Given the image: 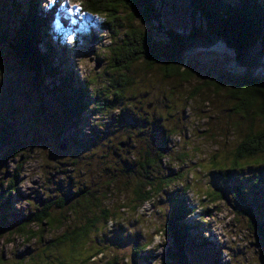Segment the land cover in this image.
I'll return each instance as SVG.
<instances>
[{"label":"rangeland","instance_id":"obj_1","mask_svg":"<svg viewBox=\"0 0 264 264\" xmlns=\"http://www.w3.org/2000/svg\"><path fill=\"white\" fill-rule=\"evenodd\" d=\"M29 1L0 0V30L6 34L7 42L13 41L19 23L17 16H21L19 11L12 10V3L25 10ZM154 1L162 11L166 28L180 31L189 27L187 13L180 6L186 0ZM52 6V0L39 3L40 10H50ZM61 14L62 21L54 17L50 23L52 31L47 40L57 51L52 66L59 69L61 78H68L71 74L72 83L64 93L60 92L64 89L61 78L45 77L41 83L13 56L7 44L0 43V127H4L13 142L12 151L20 153L14 161L0 164V194L10 190V180L19 175L18 185L10 194L12 200L5 214L8 216L6 220L11 222L14 217L59 201L67 200L71 204L77 200H71L74 191L85 193V196L102 197L106 184L114 182L111 189L119 185L122 193L112 195L106 203L119 217L114 220L116 223H109L108 237L100 248L105 254L98 255L91 263L108 264L118 256L121 264H140L139 257L133 255V244H125L123 248L126 242L123 233L131 232L141 234L140 238L147 243L146 255L152 257L149 264H169L165 257L171 247L168 221L176 193L180 192L182 185H189L187 198L196 210L195 218L190 222L199 224L196 239H206L209 243L205 250L200 248L193 254L195 264H264V233L254 230L243 213L241 200L222 175L231 165V154L240 142L238 128H246L244 124L237 126L231 83L219 89L212 82L231 76V69L235 67L233 53L218 46L189 55L197 74L186 84L178 79L164 78L158 66L152 73L145 70L144 64L134 66L129 73H119L109 69V50L113 41L110 33L103 29L105 17L84 15L78 6L63 9ZM60 43H66L65 51L59 47ZM39 49L42 54L48 53L44 44H39ZM64 56L66 65L60 64ZM127 78L133 80L134 89L130 93L123 89L122 96L124 101L129 100L133 115L148 119L151 125L153 118H161L162 124L167 126L173 120L170 115L175 106L176 115L182 117L180 120H186L189 128L183 135L170 139V151L165 152L167 157L163 160L164 171L168 173L172 168L173 172L183 175V180L136 211L124 208L132 197L131 189L126 190L125 185L133 184L135 178L124 171L123 163L130 152H134V165L137 166L139 153L146 149L154 152L159 144L156 134L142 133L144 128H140V133L135 129L121 128L120 113L108 108L107 104L116 93L114 82ZM75 85L89 87L88 93L92 97L87 111L78 117L65 107L73 103L70 90ZM199 86H204V90L196 100L189 102L188 97ZM149 105H152L151 109L146 108ZM121 143H125V148H120ZM62 144L67 146L65 151L59 149ZM33 145L36 148L32 149ZM4 151L8 149L0 145V160H3ZM26 157L29 160L22 165ZM213 158H216V164ZM199 164L201 168L195 169ZM244 167V173L239 176L244 181L243 195L247 207L256 209L258 223L263 224L264 196L256 197L259 194L253 189L256 167ZM253 174L256 178L252 177ZM247 177L253 179L248 181ZM221 188L226 199L213 203L207 193L216 194ZM1 222L0 264H35L32 258L42 254L45 243L62 233L50 232L46 242L39 244L37 239L27 241L25 236L13 234L16 225L6 226ZM31 228L32 232H37L36 226ZM102 240L100 237L93 241L100 243ZM93 249L97 251L95 245ZM51 250L46 253L49 257L61 255L56 248ZM84 256L83 249L77 248L66 258L77 261ZM40 262L46 263L42 255L37 263Z\"/></svg>","mask_w":264,"mask_h":264},{"label":"trees","instance_id":"obj_2","mask_svg":"<svg viewBox=\"0 0 264 264\" xmlns=\"http://www.w3.org/2000/svg\"><path fill=\"white\" fill-rule=\"evenodd\" d=\"M42 1L30 0L25 10L19 4L12 3V10L21 13V16H17L19 23L12 42H7L6 34L0 30V43L7 44L13 56L19 59L41 83L45 77L61 78L58 74L59 69L52 66L57 51L47 38L50 36V30L52 31L50 23L53 18L62 21L61 10L75 6H78L80 13L84 15L105 17L103 29L110 33L113 41L109 50L111 71L129 73L134 66L144 64L145 70L152 73L158 66L164 78L178 79L186 84L190 83L197 74L196 66H193L189 60L191 54L210 51L218 46L233 53L235 67L231 69V76H223L212 82L216 83L219 89L231 83L230 94L235 101L233 113L238 118L237 126L244 124L246 128H238L240 142L231 154V165L222 175L232 186L235 196L241 200L243 213L254 230L264 233V220L263 224H259L257 214L254 213L256 209L247 207L248 203L243 195L244 181L239 178L245 171L244 166L248 168L255 166L254 174L257 178L253 174L252 177L256 178L253 189L255 188V192L259 194L256 197L264 196V0H186L180 6L187 13L189 27L180 31L168 29L163 25L162 11L154 0H52L53 6L46 11L39 9V3ZM58 41L60 42V39ZM39 44H44L48 48V53L42 54ZM65 46L66 43L59 45L64 51ZM66 63L64 56L60 64L66 65ZM69 76L60 79L64 88L60 89L62 93L66 92L72 83L71 74ZM231 77L232 79L226 82ZM75 87L70 90L72 93L70 101L73 103L66 104L65 107L78 117L80 113L87 111L92 97L88 93L89 87L79 85ZM113 88L116 93L107 105L109 109L120 113L121 128L135 129L139 133L140 128H144L142 133L156 134L159 144L154 152L149 149L141 150L140 156H137V166L134 165L136 160L134 152H130L129 158L123 163L124 171L135 178L133 184L125 185L126 190L131 189L132 197L124 208L136 211L183 180V175L173 172L172 168L166 173L163 160L167 157L165 152L170 151V139L183 135L189 128L187 121L180 120L182 117L176 115L178 110L175 106L172 110L174 113L170 115V117L173 115V120L167 126L162 124L161 118H153L151 125L148 119H139L133 115L134 111L129 100L124 101L122 96L125 90L129 93L133 91L132 79L114 82ZM203 90L204 86L196 87L188 97V101L196 100ZM123 106H126L125 109H122ZM182 112L184 113V110ZM147 130L151 131L147 132ZM0 132V145L8 149L4 151L0 164H6L17 159L20 153L12 151L13 142L9 140L4 127H0ZM34 148L36 145L32 146V149ZM131 150H134V147ZM184 156L186 157L187 154ZM26 160L29 158L26 157L22 165ZM216 162V158H213V163ZM200 168L199 164L195 169ZM17 171L15 170L16 173ZM258 174L260 176H257ZM18 177L19 175L16 174L10 180V190L0 194V214L3 219L2 222L0 221L1 224L16 225L13 234L23 235L27 241L37 239L39 244L46 242V236L51 234L50 232L62 231L60 236L45 243L42 254L32 258L33 263L38 264L42 255L45 264H92V260L98 255L105 254L100 248L108 237L109 223L119 217V214L112 212L113 208L106 202L112 195L122 193L119 192V185L111 189L114 182L107 183L102 197L90 194L85 196V193L74 191L71 200H77L71 204L64 200L43 208L37 207L35 211L14 217L8 222L9 220H6L8 216L5 214L12 200L11 191L18 185ZM245 179L251 181L253 178ZM190 188L189 185H182L180 192L176 193L174 198L167 230L171 247L165 255L169 264H195L193 254L200 248L205 250L209 245L206 239H196L199 224L194 225L190 222L196 214L194 206L189 204L190 199L187 198ZM207 196L213 203L226 199L222 188L217 190L216 194L207 193ZM42 204L41 201L40 205ZM32 226L37 227V232L31 231ZM130 233H123L126 240L123 248L125 244H133V255L139 257L140 264H149L152 257L146 255L147 243L140 238L141 234L139 236V233ZM93 234L98 235L93 236ZM100 237H103L100 243L93 241ZM93 245L97 247L96 252L93 251ZM54 248L60 251L61 255L49 257L46 253ZM77 248L84 251L85 256L82 260L67 259L66 256L71 255ZM108 264H121V260L118 256L113 257Z\"/></svg>","mask_w":264,"mask_h":264},{"label":"water","instance_id":"obj_3","mask_svg":"<svg viewBox=\"0 0 264 264\" xmlns=\"http://www.w3.org/2000/svg\"><path fill=\"white\" fill-rule=\"evenodd\" d=\"M98 69H99V67L96 68V70H98ZM151 108H152V105H149V106H148V109H151ZM120 147H121V148H124V147H125V144H124V143H121V144H120ZM59 149L62 150V151H65V150L67 149V146L64 145V144H62L61 147H60Z\"/></svg>","mask_w":264,"mask_h":264},{"label":"flooded vegetation","instance_id":"obj_4","mask_svg":"<svg viewBox=\"0 0 264 264\" xmlns=\"http://www.w3.org/2000/svg\"><path fill=\"white\" fill-rule=\"evenodd\" d=\"M120 146V145H119ZM121 148V147H120ZM125 148V147H124ZM123 149V148H122Z\"/></svg>","mask_w":264,"mask_h":264}]
</instances>
